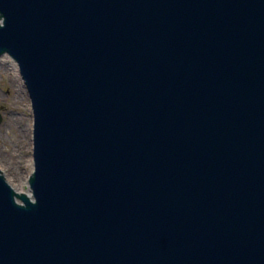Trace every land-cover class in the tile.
<instances>
[{
  "label": "water",
  "instance_id": "water-1",
  "mask_svg": "<svg viewBox=\"0 0 264 264\" xmlns=\"http://www.w3.org/2000/svg\"><path fill=\"white\" fill-rule=\"evenodd\" d=\"M4 56L0 264H264V0H0Z\"/></svg>",
  "mask_w": 264,
  "mask_h": 264
},
{
  "label": "rangeland",
  "instance_id": "rangeland-1",
  "mask_svg": "<svg viewBox=\"0 0 264 264\" xmlns=\"http://www.w3.org/2000/svg\"><path fill=\"white\" fill-rule=\"evenodd\" d=\"M12 57H0V168L17 186L27 188L32 162L33 112L27 86L9 63ZM18 66V65H17ZM23 89V90H20Z\"/></svg>",
  "mask_w": 264,
  "mask_h": 264
},
{
  "label": "bare ground",
  "instance_id": "bare-ground-1",
  "mask_svg": "<svg viewBox=\"0 0 264 264\" xmlns=\"http://www.w3.org/2000/svg\"><path fill=\"white\" fill-rule=\"evenodd\" d=\"M13 59H14V58H13ZM15 61H16V60H15ZM7 65H10V66H11V69H12V70H15L14 73H18V71H17L18 66H17L16 63L13 62V63H9V64H7ZM20 75H22V74H20ZM20 90H23V89L20 88ZM29 161L32 162V161H31V157H30ZM9 181H10V179H9ZM17 187H18L19 191H21V190L24 191V190H23L24 188L22 187V185H18ZM27 188H28V187H27ZM26 192H29V191H26Z\"/></svg>",
  "mask_w": 264,
  "mask_h": 264
}]
</instances>
